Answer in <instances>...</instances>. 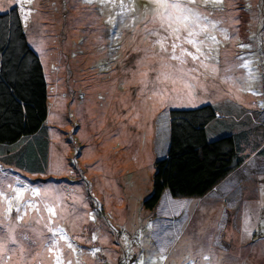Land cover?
<instances>
[{"label": "rangeland", "instance_id": "obj_1", "mask_svg": "<svg viewBox=\"0 0 264 264\" xmlns=\"http://www.w3.org/2000/svg\"><path fill=\"white\" fill-rule=\"evenodd\" d=\"M4 6L27 14L23 26L44 62L49 113L38 134L0 145L3 264H56L57 255L63 264H137L141 256L144 264H264V0H197L193 7L211 19L223 17L220 26L236 38L209 29L220 41L214 58L188 77L191 58L181 65L168 55L175 37L163 30L150 34L159 24H145L147 0H30L20 6L7 0ZM121 12L129 23L120 24ZM160 37L166 39L157 42ZM239 57L251 60V75ZM205 105L214 106L233 132L248 130L245 163L207 197L173 198L166 191L155 210H146L155 163L169 149L170 111ZM223 135L208 130L210 141ZM9 172L48 187L33 196L29 186L17 196ZM29 199L33 205L16 223V209ZM45 204L52 209L51 227L65 230L75 253L64 239L47 250ZM8 234L18 240L15 252Z\"/></svg>", "mask_w": 264, "mask_h": 264}, {"label": "trees", "instance_id": "obj_2", "mask_svg": "<svg viewBox=\"0 0 264 264\" xmlns=\"http://www.w3.org/2000/svg\"><path fill=\"white\" fill-rule=\"evenodd\" d=\"M217 113L212 105L170 111V147L155 163L146 210H155L166 191L173 198H203L245 163L242 146L248 130L233 132ZM47 118L48 84L41 59L28 43L20 10L13 7L0 14V145L38 134ZM212 123L225 135L210 141L207 128Z\"/></svg>", "mask_w": 264, "mask_h": 264}, {"label": "snow or ice", "instance_id": "obj_3", "mask_svg": "<svg viewBox=\"0 0 264 264\" xmlns=\"http://www.w3.org/2000/svg\"><path fill=\"white\" fill-rule=\"evenodd\" d=\"M17 6H20L24 2H30V0H14ZM202 2L207 5L209 3L213 5H220L223 3V0H202ZM147 3L151 5V16L148 18V9L145 10V24H159V29H152L150 34L159 36V31L163 30L169 34V36H174L175 39L171 42V53H168V49L163 46L161 43L162 51L168 53L171 59L178 60L181 65L186 64L187 60L185 57H190L193 61V67L184 72L185 77H188L192 72H198L199 67L205 66L204 62L213 59V53L215 51L214 45H218L220 41L217 39L215 35H211L209 33V29L215 31L218 30L220 35L224 39H235V35L229 37L228 31L226 28L221 27L220 25L224 22V18L220 17L219 19H211L210 14H206L199 10L197 7H193V5L197 4V0H147ZM123 5V0H122ZM3 9H0L2 11ZM129 10H131V5H129ZM22 13V19H27V14L24 13L23 8H20ZM120 24H127L129 20L125 17L123 12L120 13ZM135 19V18H133ZM238 22V21H237ZM119 29L116 28L114 31V38H118ZM165 37H160L157 42H162ZM190 45L191 51L188 48L184 47V45ZM207 49L205 51V47ZM252 45H242L243 48H251ZM179 48V54L176 52V49ZM242 61L240 67L245 68L248 71V74H252V69L249 67L251 64V60L246 57H239ZM183 71V70H182ZM159 79V77H157ZM253 95H259L257 92H252ZM7 175L14 177L17 181V186L15 188V192L17 196H22L23 191L27 187H31L32 195H38L41 187L47 189V185L41 184H31L29 181L23 180L18 174L9 172ZM0 196H3V193L0 192ZM16 196L8 198V211L11 210V199H15ZM34 201L29 199L25 202L23 208L16 209V223H18L24 215V212L33 205ZM46 210L50 213V217L48 219V223L45 227L48 228V231L51 232V236L48 238V243L46 248L49 252L57 249L59 246V240L64 239L67 243V247L72 250L73 253L77 251L74 244L67 237V233L64 229L59 226L53 228L51 213L52 209L48 208L47 204H45ZM250 234V233H249ZM5 234L0 231V237H3ZM7 239L9 240L11 245H15L16 247H12L9 250L11 252H15L17 247H19L18 240L14 235L8 234ZM22 240H28L27 235L21 236ZM95 239V236H94ZM159 250H163L162 245L158 242ZM83 251V250H80ZM97 250H93V254ZM207 259V257H205ZM0 264H3V261H0ZM56 264H63V261L59 255L56 256ZM68 264H72V261L69 260ZM137 264H144L143 257L137 261ZM149 264H155L154 259L149 260ZM190 264H194V262H190Z\"/></svg>", "mask_w": 264, "mask_h": 264}, {"label": "crops", "instance_id": "obj_4", "mask_svg": "<svg viewBox=\"0 0 264 264\" xmlns=\"http://www.w3.org/2000/svg\"><path fill=\"white\" fill-rule=\"evenodd\" d=\"M5 1L7 2V0H0V9H3L2 11H0V14H2V13H5V12H8L9 10H11L12 8H13V6H11L10 8L9 7H7V8H5V6H4V4H5ZM8 1H11V0H8ZM27 35V34H26ZM28 38V37H27ZM28 43H29V39H28ZM29 45H30V43H29ZM31 46V45H30ZM32 47V46H31ZM33 48V47H32ZM34 51H35V49H33ZM36 52V51H35ZM38 55H39V57H40V59H41V63H42V66H43V69H44V73H45V77H46V81H47V74H46V70H45V67H44V62H43V59H42V57H41V55L38 53V52H36ZM47 84H48V82H47ZM48 113H49V111H48ZM217 118L218 119H224V118H221L219 115H218V113H217ZM209 128H211L212 129V131L216 134H218L220 131H218V128H217V126L215 125V123H212L211 125H209L208 126V128H207V131L209 130ZM215 131H217V132H215ZM169 136H170V131H169ZM169 147H170V142H169ZM168 151H169V149H168ZM224 182V181H223ZM220 185V184H219ZM168 192V191H167ZM169 193V192H168ZM209 195V194H208ZM207 195V196H208ZM207 196H205V197H207Z\"/></svg>", "mask_w": 264, "mask_h": 264}]
</instances>
